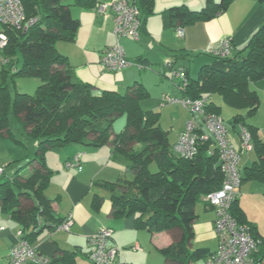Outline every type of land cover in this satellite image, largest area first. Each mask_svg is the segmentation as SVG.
Segmentation results:
<instances>
[{"label": "trees", "instance_id": "1", "mask_svg": "<svg viewBox=\"0 0 264 264\" xmlns=\"http://www.w3.org/2000/svg\"><path fill=\"white\" fill-rule=\"evenodd\" d=\"M21 1L27 17L37 20L26 31L1 25L9 37L3 52L11 58L9 72L13 77L37 76L41 83L34 93L16 91L14 95L7 82L0 83V132L6 131L10 138L23 143L10 129L13 113L37 140V154L27 161L31 166L27 172L20 167L12 175L0 174V212L19 223L21 239L32 245L42 229L55 230L67 219L56 212L54 199L45 193L53 174L46 152L69 144L102 146L111 142L114 156L125 157L127 164L118 181L96 183L93 209L99 210L104 190L111 200L113 216H133L139 229L181 231L178 241L161 249L165 264H196L199 258L207 259L213 252L192 248L191 239L197 202L205 201L207 194L221 188L224 180L218 154H209L210 142H201L194 158L178 153L162 129L160 112L141 106V101L149 97L141 82L136 81L125 93H120L112 89L98 92L92 83L74 79L68 57L59 52L56 43L74 41L77 36L80 20L72 15L70 5L92 8L98 0ZM132 1L141 10L143 28L147 16L154 12L153 0ZM232 1L207 0L200 10L174 6L162 12L164 23L184 27L210 20L227 10ZM214 57L213 63L200 67L196 77L184 65L186 81L179 86L185 97L208 96L209 112L220 115V107L210 98L214 93L238 110L232 123L243 124L250 130L256 154L253 164L244 170L243 181H264V141L256 128L246 122V117L255 114L260 104L259 94L251 83L264 78V24L242 50ZM137 60L140 63L141 59ZM175 62L173 58L169 63L172 66ZM7 72L2 66L0 74L5 76ZM240 110H245L246 115ZM121 115L127 117L126 126L112 137L113 123ZM153 161L158 166L155 171L150 168ZM231 213L257 241L254 262L264 264V236L248 220L239 197L231 204ZM77 254L76 250L59 248L50 264H77Z\"/></svg>", "mask_w": 264, "mask_h": 264}, {"label": "crops", "instance_id": "2", "mask_svg": "<svg viewBox=\"0 0 264 264\" xmlns=\"http://www.w3.org/2000/svg\"><path fill=\"white\" fill-rule=\"evenodd\" d=\"M114 1L117 0H98L97 4H109ZM215 1L219 2L220 0ZM206 2L207 0H153L154 12L147 16L139 39L136 40L129 36L119 38L128 59L132 61L141 59L140 63L143 64V67L131 65L117 71H109L104 67L101 60L102 53L107 47L115 44L117 38L114 34V14L110 10L107 13H100L95 9L97 4L92 8L70 5L72 15L80 20L77 36L74 41H58L56 47L59 52L68 57L69 63L72 66L74 79L92 83L98 92L112 89L122 93L124 89L127 91L130 85L138 81L145 86L150 96V89L148 87L149 77L157 76L156 73H160L153 70L154 63L164 64L171 71H175L185 65L179 68L175 67V63L180 57L187 58V56L196 54H203L200 57L199 63H213L215 57L212 52L220 46L223 39L227 37L232 39V52L235 53L242 50L250 37L264 24V0H233L227 10L219 12L212 19L197 21L184 26L185 34L183 37L178 35V27L165 25L162 15L163 11L180 5H185L192 10H200L206 5ZM173 58L176 62L172 66L168 65V62ZM165 59L166 63H164ZM148 71L151 73H148ZM157 71H161V69L158 68ZM253 84H255L254 88ZM251 88L264 92V78L252 82ZM163 95L169 94L168 92L158 94L162 105L180 104L179 102L163 103ZM183 97L185 96L183 95ZM210 98L216 106L220 107L221 115L223 103L217 98L214 99L213 95ZM222 101L224 102L223 98ZM143 109L150 110L144 107ZM237 111V109L234 110V114ZM239 112L245 114V110H240ZM234 114H232V117ZM122 116H124L127 122L126 115H121L118 118ZM186 124V122H183L176 131V134L170 139L168 137L170 144L175 149ZM232 125L236 129L232 132L229 128L231 138L234 144L239 146L240 137L238 132L240 124L232 123ZM249 125L256 128L259 137L262 139L259 128L254 124ZM125 126L119 131L113 128L114 133L112 137H114V134L121 132ZM24 132L25 135L28 134V130L25 128ZM7 137L9 136L6 131L0 132V163L4 162L2 164L3 167H5L6 162L12 156L9 154L11 147L6 142ZM262 140L264 141V139ZM67 146L66 151L63 152L64 154L59 151L63 155L60 160L62 162L59 161L56 164H52V160L49 161L46 155L47 164L53 170V174L45 193L49 198L54 199L53 207L56 212L62 217H71L73 225L71 230H66L68 233L60 231L65 229L56 228L52 230L46 227L39 232L32 245L40 253L50 258L57 253L59 248L76 250L78 253V264V257H86L89 260L88 253L91 250V245L89 244L88 237L96 233L101 227L108 226L113 229L110 242L119 248L117 263L165 264V257L161 249L180 239L181 231L179 229L153 232L149 229L137 228L133 216H113L111 200L104 190H101L105 198L99 210L95 211L93 209V197L95 190L98 189L96 183L118 181L127 164L125 157L114 156V147L111 142L102 146L84 144H71ZM249 151H254V148ZM7 153L8 155H6ZM79 154L81 155L80 161L76 165L68 166L67 162L74 161L75 157ZM255 159V151L253 156L246 153V151L242 153L240 160L242 174H244L246 167H250L253 164ZM251 161L252 163L248 165ZM11 171H15V168L12 166ZM252 181L253 183L250 184L245 183L244 180L239 187V204L245 211L248 220L256 224L260 235L264 236V222L259 221L255 216L253 218L243 202L244 199L251 195H259L261 193L264 197V185L258 183L260 180L254 179ZM260 182L264 183V181ZM257 187L261 189L260 193ZM27 202H30L29 204L32 205V200ZM201 202H203L202 207H198L197 204L195 206L196 218L192 224L194 234L191 239V247L207 248L210 252H215L219 244L214 224L216 211L210 204L203 200ZM0 227H4L3 229L0 228V258L4 256L9 260L10 247L21 239L20 226L9 215L0 212ZM204 264H206V258H204Z\"/></svg>", "mask_w": 264, "mask_h": 264}, {"label": "built area", "instance_id": "3", "mask_svg": "<svg viewBox=\"0 0 264 264\" xmlns=\"http://www.w3.org/2000/svg\"><path fill=\"white\" fill-rule=\"evenodd\" d=\"M95 9L100 13L111 11L114 14V34L117 41L107 47L101 56L104 67L109 71H117L131 65L143 67V64L129 60L124 47L119 41L120 37L129 36L139 39L143 19L141 10L132 0H117L112 3H99ZM37 20L28 18L21 0H0V25L26 31ZM180 37L185 34L183 26L177 28ZM9 42L8 34L0 29V49H4ZM232 53V39H223L220 46L213 50L216 56H228ZM11 58L0 52V66L10 64ZM168 65L171 64L168 62ZM13 66L12 70L16 71ZM174 77L182 78L181 84L186 81V72L183 68L172 71ZM163 103H182L191 113L181 133L176 150L186 158H194L199 152L201 142H210L209 154H218V164L224 173L221 188L205 196V201L214 207L216 218L215 230L219 238L217 250L207 259L206 264H261L254 262L253 253L257 251V241L248 227L237 221L231 213V204L238 197V189L243 182L240 165L242 153L253 149V140L250 130L243 124L239 126L240 145L236 146L231 138L229 127L223 118L206 109L208 96L200 98L183 97L181 99L165 95ZM201 116L203 121L197 118ZM81 155L74 161L67 162L68 166L76 165ZM5 167H0V174ZM73 219H67L58 225V228L71 230ZM3 229L4 227H0ZM21 234V231H20ZM113 229L108 226L101 227L96 233L88 237L91 250L89 260L95 264H118L119 248L111 244ZM10 264H50L51 258L40 253L36 247L23 239H19L9 250Z\"/></svg>", "mask_w": 264, "mask_h": 264}, {"label": "rangeland", "instance_id": "4", "mask_svg": "<svg viewBox=\"0 0 264 264\" xmlns=\"http://www.w3.org/2000/svg\"><path fill=\"white\" fill-rule=\"evenodd\" d=\"M72 0H66V2H71ZM0 25V29H1ZM132 38V37H131ZM0 52L2 53L3 50L0 49ZM203 54H196L193 56H187V58H184L183 56L178 59V61L175 63V67L179 68L182 65H188L190 68V74L192 77H196L198 74V71L200 67L205 63H199L200 57ZM208 55H210L208 53ZM211 56V55H210ZM166 59L164 63H166ZM212 62V61H211ZM21 63V60L19 61V64ZM154 68L153 70H156L157 76L149 77V91L150 96L147 99L142 100V106L145 109H155L161 112V125L162 129L167 132V135L170 138H172L175 134L178 128L183 124V122H188L192 116V113L183 106V104L173 105V104H163L160 103V96L158 94H163V92H168L169 95L177 98H183L182 89L179 86L181 84L182 78H176L174 75H172V71L165 67L164 64H153ZM161 65V66H160ZM11 65L6 64L5 69L8 71L5 76L4 74H0V83L7 82L11 87V92L14 95V92L20 91V92H28V93H34L38 87V85L41 83V79L37 76H12V72H9ZM160 68L161 71H157V69ZM2 70V66H0V71ZM148 73H151L148 71ZM155 73V71H154ZM179 83V84H178ZM255 84H253L254 88ZM169 88V89H168ZM126 89L122 91L124 93ZM261 101H260V107L257 113L247 116L246 122L249 124H254L259 128L260 135L262 139H264V92L257 89ZM164 96V95H163ZM162 96V97H163ZM161 97V98H162ZM213 98H217L221 103H223V110L221 113V117L223 118L226 125L231 129L232 132L236 128H233V125L231 123L232 120V114H234V108L227 105L222 101L221 95L218 93L213 94ZM230 112V113H227ZM246 115V113H245ZM198 119L203 121V118L201 116H197ZM126 120L124 116L116 119V121L113 124V128L116 131H119L122 127L126 125ZM10 126L11 129L14 132V136L22 141L23 143L18 142L16 139L7 137L6 142L9 143L11 149L9 150V154H11V159L8 160L5 164L6 174L12 175L18 168L22 167L21 170L28 171L31 167L30 165H27V161L31 158H33L37 154V140L24 132V126L20 123L19 119L13 114H10ZM71 145V144H69ZM68 146H62V147H56L53 149H50L46 152L47 159L51 161L52 164H56L61 160V157L64 154L63 152L66 151V148ZM70 147V146H69ZM59 151L62 153H59ZM56 153V154H53ZM248 154L254 155V151H246ZM8 155V153L6 154ZM62 162V161H60ZM243 163V161H242ZM252 161L248 164L250 165ZM4 162L0 163V166H2ZM10 164V165H9ZM9 165V166H8ZM11 166L15 168V171H11ZM55 166V165H54ZM150 168L155 171L158 169L156 161H153L151 163ZM254 179H248L245 180V183H253ZM259 181V180H257ZM260 185H264L262 182H258ZM257 190H259V193L261 192V189L257 187ZM260 195V196H259ZM259 195H251L248 198L244 199V205L248 208L251 216L253 218H257L259 221L264 222V200L263 196L260 193ZM262 197V198H261ZM203 202L199 201L197 202L198 207H202ZM255 216V217H254ZM8 221V219L6 218ZM13 221V220H12ZM264 225V223H263ZM68 233L66 230H60ZM197 244V243H195ZM197 264H204V258H199L196 261ZM0 264H10V261L6 257L0 258ZM78 264H94L90 260H88L86 257H78Z\"/></svg>", "mask_w": 264, "mask_h": 264}]
</instances>
